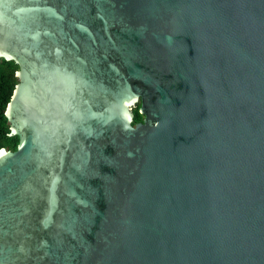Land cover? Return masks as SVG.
Wrapping results in <instances>:
<instances>
[{
    "label": "water",
    "instance_id": "water-1",
    "mask_svg": "<svg viewBox=\"0 0 264 264\" xmlns=\"http://www.w3.org/2000/svg\"><path fill=\"white\" fill-rule=\"evenodd\" d=\"M1 58L0 264H264V0H0Z\"/></svg>",
    "mask_w": 264,
    "mask_h": 264
},
{
    "label": "trees",
    "instance_id": "trees-1",
    "mask_svg": "<svg viewBox=\"0 0 264 264\" xmlns=\"http://www.w3.org/2000/svg\"><path fill=\"white\" fill-rule=\"evenodd\" d=\"M18 69L19 65L14 60L0 59V149L16 150L19 143V136L11 134L10 123L6 116L8 103L19 81L16 76ZM140 105L141 102L133 108L134 124L144 118L139 111Z\"/></svg>",
    "mask_w": 264,
    "mask_h": 264
}]
</instances>
